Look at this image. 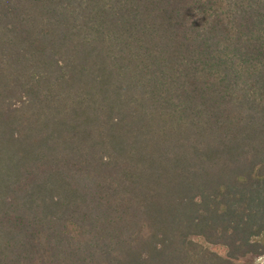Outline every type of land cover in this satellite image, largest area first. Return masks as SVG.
Instances as JSON below:
<instances>
[{
    "label": "trees",
    "instance_id": "trees-1",
    "mask_svg": "<svg viewBox=\"0 0 264 264\" xmlns=\"http://www.w3.org/2000/svg\"><path fill=\"white\" fill-rule=\"evenodd\" d=\"M262 256L264 0H0V264Z\"/></svg>",
    "mask_w": 264,
    "mask_h": 264
},
{
    "label": "rangeland",
    "instance_id": "rangeland-1",
    "mask_svg": "<svg viewBox=\"0 0 264 264\" xmlns=\"http://www.w3.org/2000/svg\"><path fill=\"white\" fill-rule=\"evenodd\" d=\"M211 249L222 256L226 255V250L220 246H211ZM241 263L242 264H264V256L250 257L245 260H241Z\"/></svg>",
    "mask_w": 264,
    "mask_h": 264
}]
</instances>
